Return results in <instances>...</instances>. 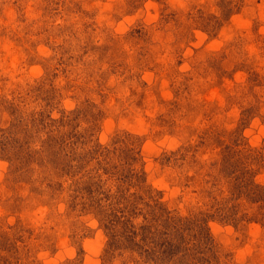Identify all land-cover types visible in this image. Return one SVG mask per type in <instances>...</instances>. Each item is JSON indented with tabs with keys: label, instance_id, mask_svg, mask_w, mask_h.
<instances>
[{
	"label": "rangeland",
	"instance_id": "374dc122",
	"mask_svg": "<svg viewBox=\"0 0 264 264\" xmlns=\"http://www.w3.org/2000/svg\"><path fill=\"white\" fill-rule=\"evenodd\" d=\"M0 264H264V0H0Z\"/></svg>",
	"mask_w": 264,
	"mask_h": 264
}]
</instances>
